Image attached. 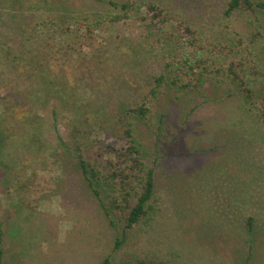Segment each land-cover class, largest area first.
<instances>
[{
  "label": "trees",
  "instance_id": "trees-1",
  "mask_svg": "<svg viewBox=\"0 0 264 264\" xmlns=\"http://www.w3.org/2000/svg\"><path fill=\"white\" fill-rule=\"evenodd\" d=\"M68 2L0 0V189L8 195L21 182L28 171L26 160L34 165L42 158L43 164L61 172L59 178L74 163L109 223L124 224L115 242L118 247L125 232L138 228L155 209L156 160L150 162L139 130L150 127L156 141L161 136L164 115L160 124L156 119L165 94L203 95L212 86H225L210 100L236 99L242 114L254 119L250 125L264 128V0H224L220 19L232 25L224 22L216 36L207 34L204 23L170 0H87L74 9ZM100 33L108 34V43L113 38L110 43L125 53L135 76L143 77L142 65L147 62L159 69L145 77L146 90L139 100L120 103L115 116L109 114L110 100L105 99L118 90L110 83L112 77H106L108 84L103 80L96 85L93 76L89 78L98 99L95 105L81 99L76 85L77 40L81 50H96V41L105 39ZM99 47L106 49L104 42ZM94 56L97 65L106 64L94 76L115 72L117 62L101 61L102 54ZM81 73L84 81L86 75ZM102 83L105 89H99ZM198 107L192 105L191 111ZM88 109L93 110L87 113ZM251 134L242 136L245 148ZM226 164L227 169L238 165L239 173H246L256 163L240 154L239 162L227 159ZM52 170L35 175L30 188L54 186ZM3 234L1 229L0 264H4ZM99 264L176 263L163 258L117 263L104 256Z\"/></svg>",
  "mask_w": 264,
  "mask_h": 264
},
{
  "label": "rangeland",
  "instance_id": "rangeland-1",
  "mask_svg": "<svg viewBox=\"0 0 264 264\" xmlns=\"http://www.w3.org/2000/svg\"><path fill=\"white\" fill-rule=\"evenodd\" d=\"M84 1L69 0L68 4L74 9ZM170 1L204 23L207 34L216 36L224 22L232 25L220 19L224 0ZM100 36L105 39L96 41V50H81L77 40L76 85L81 99L95 105L98 99L89 78L93 76L96 85L103 80L108 84L106 77H112L110 83L118 90L105 99L110 100L106 104L109 114L115 116L120 103L139 100L146 90L145 77L159 69L156 63L147 62L142 65L147 75L135 76L125 53L110 43L113 38L108 43L107 33ZM103 42L106 49L99 50ZM97 54L103 55L101 61L117 62L113 74L104 71L94 76L106 66L97 65ZM81 72L86 75L84 81H80ZM103 83L99 89H105ZM226 89L212 86L203 95L180 98L165 94L156 119L160 124L164 115L161 136L156 141L150 127H140L150 162L156 160L155 209L138 228L125 232V241L118 247L115 242L124 224L109 223L74 163L59 178L61 172L43 164L42 158L34 165L26 160L28 171L21 182L8 195L0 189L4 264H99L104 256L117 263L163 258L176 264H264V128L250 125L254 119L242 114L236 99L210 100L212 93ZM192 105L199 107L192 112ZM245 133H252V139L244 142L249 149L241 144ZM89 147L93 151V145ZM238 153L256 163L246 173H239L238 165L226 168L227 159L239 162ZM48 170L53 172L54 186L30 188L35 175ZM21 183L27 185L25 189L18 186Z\"/></svg>",
  "mask_w": 264,
  "mask_h": 264
}]
</instances>
